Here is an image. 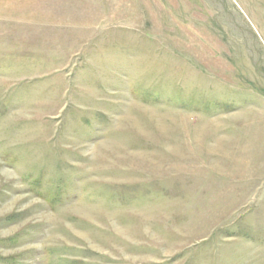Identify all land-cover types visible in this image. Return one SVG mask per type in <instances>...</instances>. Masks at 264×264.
Returning <instances> with one entry per match:
<instances>
[{
  "label": "rangeland",
  "instance_id": "1",
  "mask_svg": "<svg viewBox=\"0 0 264 264\" xmlns=\"http://www.w3.org/2000/svg\"><path fill=\"white\" fill-rule=\"evenodd\" d=\"M0 264H264V0H0Z\"/></svg>",
  "mask_w": 264,
  "mask_h": 264
}]
</instances>
